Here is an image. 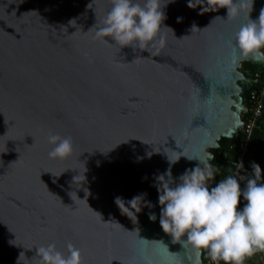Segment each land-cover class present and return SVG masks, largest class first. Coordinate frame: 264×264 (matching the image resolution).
I'll list each match as a JSON object with an SVG mask.
<instances>
[{
    "label": "water",
    "instance_id": "obj_1",
    "mask_svg": "<svg viewBox=\"0 0 264 264\" xmlns=\"http://www.w3.org/2000/svg\"><path fill=\"white\" fill-rule=\"evenodd\" d=\"M244 2L228 17L161 0L165 45L141 50L96 38L111 0H0V264H39L53 243L84 264H205L162 230L157 178L178 183L244 126L242 65L264 52L244 57L235 37L264 0ZM50 133L72 138L70 157L49 158Z\"/></svg>",
    "mask_w": 264,
    "mask_h": 264
},
{
    "label": "clouds",
    "instance_id": "obj_2",
    "mask_svg": "<svg viewBox=\"0 0 264 264\" xmlns=\"http://www.w3.org/2000/svg\"><path fill=\"white\" fill-rule=\"evenodd\" d=\"M111 3L112 7L102 22L103 27L95 33L101 43L109 44L107 39L102 38L111 37L121 48L131 46L135 49L138 45L141 50H147L156 43L160 47L165 45L161 32L162 25L166 27V17L161 0H145L143 4L134 0H111ZM192 5L190 2L189 7ZM207 5L213 11L226 9L228 17L238 15L246 7L244 0L241 3L235 0H207ZM204 12H209L208 8L204 7ZM235 39L244 57L260 54V50L264 49V9L258 20L252 19L239 29ZM48 142L54 146L48 153L49 158L66 159L73 154L74 145L70 136L50 133ZM191 159H197L203 167L187 170L178 183L173 180L170 168L157 178L162 230L175 240L186 238V243L198 251H206L215 264H245L247 258L264 253V183H258L264 175L261 166L252 162L254 178L246 180L243 191L240 183L243 176L239 179L229 176L210 188L209 181L215 179V174L214 165L208 161L215 157L209 153L207 161L198 156ZM239 165L243 169V162ZM242 198L246 203L241 209ZM141 199L137 196L128 203L132 208ZM116 203L121 210L126 207L120 197L116 198ZM136 207V213H139L141 208ZM150 219L155 221L157 217L151 214ZM67 249L69 255L65 256L54 243L39 246L35 257L40 258L39 264H84L79 248L69 243Z\"/></svg>",
    "mask_w": 264,
    "mask_h": 264
},
{
    "label": "trees",
    "instance_id": "obj_3",
    "mask_svg": "<svg viewBox=\"0 0 264 264\" xmlns=\"http://www.w3.org/2000/svg\"><path fill=\"white\" fill-rule=\"evenodd\" d=\"M243 67L244 70L251 71L254 75V78H258V75L261 77V79H259V83L254 85L255 89L259 88L264 79V74H262L259 66L245 62ZM248 95L249 93H246L244 96L245 102H248ZM247 117V115H243V120L246 121ZM245 140L246 134L243 133L242 130H239V132L235 134L232 139L222 138L220 140V148L211 150L215 154V159L211 161V163L214 165L213 171L215 174V179L209 182L210 188L218 184L220 180H224L229 176L234 177L235 171L237 170V165L241 160L242 146ZM242 162L244 167L243 169H240V177L243 176L244 179L240 180V183L243 191L246 185V180L249 178H254L251 168L252 162L258 163L261 166V169L264 170V120L260 124V127L253 132L251 136V143L243 157ZM262 177L263 179L258 180V183H264V175H262ZM244 203L246 202L243 201L242 198L240 205L241 209L243 208ZM257 254H255L253 257L247 258L245 264H256L255 261H257ZM202 260L205 264L208 263L206 251H203Z\"/></svg>",
    "mask_w": 264,
    "mask_h": 264
},
{
    "label": "built area",
    "instance_id": "obj_4",
    "mask_svg": "<svg viewBox=\"0 0 264 264\" xmlns=\"http://www.w3.org/2000/svg\"><path fill=\"white\" fill-rule=\"evenodd\" d=\"M262 51L264 52L263 49ZM260 67H261L262 74H264V65ZM259 79H261V77H259L258 75V78H256V83H254L253 87L248 91L249 93L247 97L248 102L247 101L245 102L247 111L244 112L243 115H247L248 117H247V120L244 121V126L240 129L243 131V133L246 134V140L242 146L240 162L243 161V157L249 148V145L251 143V136L253 132L260 127V124L264 120V79H263V82L260 84L259 88H256V89L254 88V85L259 83ZM240 169L241 167L238 164L237 170L235 171V175H234V177L238 179L240 177ZM208 262L211 264H215V262L211 261L209 257H208Z\"/></svg>",
    "mask_w": 264,
    "mask_h": 264
},
{
    "label": "rangeland",
    "instance_id": "obj_5",
    "mask_svg": "<svg viewBox=\"0 0 264 264\" xmlns=\"http://www.w3.org/2000/svg\"><path fill=\"white\" fill-rule=\"evenodd\" d=\"M244 64V63H243ZM243 65H242V69H243ZM259 69L261 70V67L259 66ZM244 70V69H243ZM261 179H263V177H261ZM257 261L256 264H264V253H258L256 255ZM256 260V259H255Z\"/></svg>",
    "mask_w": 264,
    "mask_h": 264
},
{
    "label": "bare ground",
    "instance_id": "obj_6",
    "mask_svg": "<svg viewBox=\"0 0 264 264\" xmlns=\"http://www.w3.org/2000/svg\"><path fill=\"white\" fill-rule=\"evenodd\" d=\"M248 93V92H247Z\"/></svg>",
    "mask_w": 264,
    "mask_h": 264
}]
</instances>
